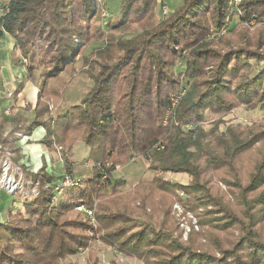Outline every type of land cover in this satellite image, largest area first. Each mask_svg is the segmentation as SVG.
Here are the masks:
<instances>
[{"label": "trees", "instance_id": "trees-1", "mask_svg": "<svg viewBox=\"0 0 264 264\" xmlns=\"http://www.w3.org/2000/svg\"><path fill=\"white\" fill-rule=\"evenodd\" d=\"M105 1L0 0V36L14 39L24 67L13 94L24 82L37 88L21 111H0V146L11 148L9 123L26 136L42 127L37 142L46 151L81 141L91 163L77 178L47 171L44 158L34 172L22 166L38 192L2 206L0 264H64L99 229L102 241L144 264H264V123L218 128L238 105L264 108V0H240L233 25L230 0H181L163 17L157 8L167 0H119L102 22ZM77 58L92 84L80 103L61 107ZM205 110L218 115L208 130ZM141 156L188 173L189 184L156 177L122 192L126 180L108 161ZM215 177L227 193L211 184ZM176 190L204 207L200 224L216 235L208 250L178 242L162 224ZM93 204L95 225L76 209Z\"/></svg>", "mask_w": 264, "mask_h": 264}, {"label": "rangeland", "instance_id": "rangeland-1", "mask_svg": "<svg viewBox=\"0 0 264 264\" xmlns=\"http://www.w3.org/2000/svg\"><path fill=\"white\" fill-rule=\"evenodd\" d=\"M105 2V7H103L101 11V18H103L102 22H105L107 19L108 7L116 11V6L118 5L119 0H106ZM239 2L240 0H230L229 2V6L233 8V11L229 14L231 25L239 22L238 14L236 12V6ZM180 3L181 0H167L165 7L157 8V15L163 17ZM255 29L253 30L252 26H249V31L253 30L254 32ZM95 45H100V43H95L92 46ZM88 51L89 49L86 53ZM80 67L81 59L77 58L75 68L78 71L75 72L63 91V102L61 103V107L80 103L82 97L92 84L91 79L83 72V70H79ZM183 68L184 65L178 64L174 67V70L178 72L183 70ZM6 91L4 90L2 92V90H0V106L8 105L9 103V99L6 97V100L5 98ZM22 112L28 114L24 111ZM27 116H29V114ZM203 116L201 125L206 130L210 129L214 122H217L218 115L212 114L207 110L203 112ZM260 123H264V108H250L245 105H238L228 114L221 117L218 128L220 131H223L227 126L239 125L241 127L247 126L251 131H255L259 127L257 124ZM13 127L14 124L9 123L5 126L3 131V134H6L8 140L11 141V148L0 147V218L3 215V211L1 210L2 206L6 204L8 205L11 202H13L14 206H19L21 204L18 200L16 201L18 195H36L38 192L36 183H33L32 180L26 178V172L22 166H25L29 172H34L40 168L42 165V158H44L47 171L52 172L54 175H58L65 173L67 169H70L71 175L77 178L88 174L91 165L89 161L85 160L89 149L81 141H73L67 144L60 150L61 153H59V151L48 152L40 144V149L37 155L36 151L32 152L31 147L37 145L35 142L40 138L36 139L35 135H33L34 133L31 136H26L22 132L13 129ZM61 154L65 155L67 160L64 159ZM14 159H16L17 162H15ZM64 161L67 163L68 168L64 166ZM108 162V165L112 168V173L117 177L123 176L126 180L125 184L121 187L122 192L130 190L135 184L137 185L140 182L153 181L156 177L167 180L171 184L180 185L189 184L191 179L190 175L185 172L163 170L154 167L151 165L150 159L143 158L142 156L134 157L121 164L113 163L112 161ZM66 180H68V177L64 178V181ZM70 184L71 183L68 182L63 185L70 186ZM211 184L219 188L221 191H227L226 187L217 177L212 179ZM226 193L224 195L225 197ZM188 199V194L182 190H176V196L172 198V203L169 207V215H161V219L164 220L162 224L169 226L172 229L171 236L178 242L183 244H193L200 248L202 247L204 250H208L207 238L209 234L216 235L207 227L200 224V222L203 221L200 218V214L203 212L204 207L199 206L197 203H194V201L190 202V199ZM135 203L137 204L138 201L136 200ZM87 207L92 210L94 216L95 204ZM101 208L103 209L104 207ZM206 208H210V206L208 205ZM145 210L147 213L150 211L149 208H146ZM136 215H142L141 217L145 222H150L157 228H162V226H158L157 224V218H159V216H150L149 214L143 213V211L142 214L137 213ZM89 220L91 224H96L95 217L93 220L90 218ZM102 232L103 229H99L97 233L90 234L91 238L89 239L87 246L78 247L77 253L68 256L63 263L144 264L142 259H139L128 252H121L117 250L115 246L102 241Z\"/></svg>", "mask_w": 264, "mask_h": 264}, {"label": "crops", "instance_id": "crops-1", "mask_svg": "<svg viewBox=\"0 0 264 264\" xmlns=\"http://www.w3.org/2000/svg\"><path fill=\"white\" fill-rule=\"evenodd\" d=\"M14 50V39L8 33H3L0 36V90H2V92L4 90H13L14 92L18 85L23 82L24 67L21 65L19 58H17L18 55L15 54V56H13ZM36 90L37 88L34 85L29 82H24L23 87L16 96L14 94L11 97L5 95V98L7 97L9 99V103L8 105L0 106V111L4 110L5 114H9V111L13 109L15 111H21V108L25 104L33 101ZM7 110L8 113L5 112ZM32 134L38 139L44 135V130L42 127H37L32 131L31 135ZM35 143L37 145L31 148L32 152L36 151L38 155L40 144L37 141Z\"/></svg>", "mask_w": 264, "mask_h": 264}, {"label": "built area", "instance_id": "built-area-1", "mask_svg": "<svg viewBox=\"0 0 264 264\" xmlns=\"http://www.w3.org/2000/svg\"><path fill=\"white\" fill-rule=\"evenodd\" d=\"M12 95H13V90L6 91V96L7 97H11ZM178 98L172 99V106L177 102ZM5 112L7 113L8 111H5ZM164 122H166V121H164ZM67 177H68V180L63 181V184L64 183L66 184L68 182L72 184V180L73 179L70 176H67ZM77 210L82 211L84 214H86L87 217H89L90 219L93 220L94 216H93V212H92V210L90 208H88V207H86L84 205H79V206H77Z\"/></svg>", "mask_w": 264, "mask_h": 264}]
</instances>
